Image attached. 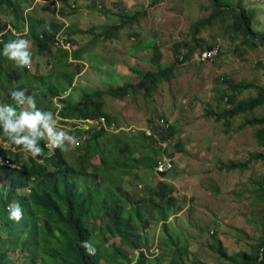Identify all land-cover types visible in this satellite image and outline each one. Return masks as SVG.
<instances>
[{"label": "rangeland", "instance_id": "obj_1", "mask_svg": "<svg viewBox=\"0 0 264 264\" xmlns=\"http://www.w3.org/2000/svg\"><path fill=\"white\" fill-rule=\"evenodd\" d=\"M10 2L11 6L16 5L18 15L11 6H4L0 11V26L8 31L3 44L12 35L7 27L11 25L16 37L18 34L31 42L33 52L31 68H17L23 74L18 83L37 87L43 93L46 83L56 82L59 68L60 72L64 71L55 65L59 58L58 46L52 44L43 51L38 48L35 34L45 30V24L50 25L54 36L67 34L72 39V43L63 42L66 49H83L81 61L73 60L68 67V71L75 72L71 86L50 101L52 108L48 111L55 113L58 120L62 99L74 104L85 98V92L105 91L111 85L126 82L136 83L138 78L132 68L172 67L169 79L159 82L149 94L145 90H129L122 97L102 95V108L110 117V121L104 118L105 126L100 125L106 130L104 137L111 132L119 133L122 141L132 144L128 137L133 136L144 143L140 152L132 154L133 158L146 154L156 163L166 156L173 163L166 177L161 178L153 168L140 165L129 175L116 179L120 186V191H116L120 204L124 210L137 205L143 220L144 227L139 224L140 244L144 245L141 263L168 264L169 256L163 242L170 243V237L175 239L173 245H177L186 264H228V260L219 255L217 240L219 249L227 256L243 251L256 257L264 231V194L260 189L264 182V162L251 155L263 151V147L255 137L257 125L245 121L263 115L264 110L259 106L234 117L222 112L231 107L227 99L232 93L236 101L248 99L257 94V87L264 85V45L259 42L264 34V0H220L227 11L196 32L193 24L212 12L210 0ZM238 2L249 13L256 37L253 40L246 41L230 28L235 10L239 8ZM137 12L140 14L133 25H127L128 19L122 20L120 16ZM30 22L34 35L28 30ZM57 25L62 27L58 29ZM215 44L221 49L215 61L201 63L196 59L199 51ZM68 61H72L70 57ZM13 66L11 61L0 57L3 74L8 75ZM2 73L0 104L16 107L9 88L5 87H9L5 80L8 77ZM240 82L250 83L252 87L233 91L231 86ZM39 97H43L41 93ZM85 119H74L75 125L99 128L97 118ZM72 123H59L58 128L74 133ZM76 138L79 146L64 153L69 166L82 151V141ZM0 142L5 153L9 148L19 149L3 136ZM112 156L115 154L110 158ZM231 162L247 164L228 168L226 164ZM100 165L99 156L94 155L86 169L91 172ZM5 172L6 169L1 168L0 177ZM160 179L169 183L170 195L175 200L174 210L166 220V230L164 221H157V211L161 207L156 205L158 200L154 198ZM2 184L1 179L0 188ZM19 192L23 194L25 190ZM0 237L6 245L7 230L2 226ZM110 241L117 242L126 257L131 258V264L141 256L139 249L129 250L120 245L117 238L108 237L107 243ZM34 253L31 256L27 248H17L9 249L6 256L18 264H43L42 258ZM121 264L126 263L121 261Z\"/></svg>", "mask_w": 264, "mask_h": 264}, {"label": "trees", "instance_id": "obj_2", "mask_svg": "<svg viewBox=\"0 0 264 264\" xmlns=\"http://www.w3.org/2000/svg\"><path fill=\"white\" fill-rule=\"evenodd\" d=\"M210 1L213 7L210 17L194 23V32L205 23H209L214 17L227 11L226 6L222 5L220 0ZM11 5L13 4L10 0H0V11L4 10V6ZM11 7L15 8L16 5ZM238 7L230 28L234 32L240 33L246 41L253 40L256 37H254V31L250 26L249 13L241 7L240 2H238ZM15 13L18 15L16 8ZM139 14L140 12L131 15L121 14L120 16L122 20L128 19L126 23L131 25ZM28 26L29 33L34 35L32 22ZM61 27V25H57L58 29ZM2 28L0 26V32L3 30ZM52 31L42 30L40 34H35L40 51L46 50L54 44L56 35L54 36ZM4 35L0 41V53L4 46ZM15 38L16 34L12 33L9 40ZM61 39L64 43H72V39L67 34H62ZM259 42L264 45V34L259 38ZM82 50L76 48L69 50L58 46L59 58L55 65H59L64 71L60 72L59 68L56 82L46 83L43 93L37 87L18 83L21 82L23 74L14 66L11 67L9 76L3 74L2 67H0V72L9 78L5 79L9 87L8 85L5 87L9 88V93L13 89L21 88H26L30 95L37 92V107L48 111L52 106L50 101L71 86L75 72L68 71V67L72 65L73 60L81 59ZM69 57L72 61H68ZM131 70L138 78L136 83L126 82L122 85H111L105 91L85 92V98L74 104H69L65 99L61 100L63 105L58 109L59 123L65 125L73 122L74 133L72 132L71 135L82 141V151L76 155L73 165L69 166L64 153L59 149H56L54 154H49L48 149L45 148V155L34 159L21 149L14 151L9 148L5 153L0 144V155L17 164L16 168H7L4 176L0 177V180H3L0 188V226L7 230L8 235L6 245L0 237V264H16V260L9 259L6 252L9 249L17 248H27L31 256L37 252L42 258L43 264H99L100 261H103V264H121V261L131 264V258L126 257L117 242L107 243L108 237L117 238L119 244L128 247L129 250L139 249L141 256L136 258L134 264H142L143 250L141 247L144 245L140 244L142 237L139 229L140 225L141 228L144 227L143 220L137 205H134L131 210H124L120 204V197L116 193V191H120V186L116 183V179L119 176L132 173L135 166L146 165L147 168H153L154 159L146 154L132 157L134 152H140L144 148L142 140L138 139V141L133 136L128 137L132 140L131 144L129 141H122L120 134L113 132L108 137L106 135L104 137L103 134L106 131L104 127L86 129L75 125L77 121L74 120L94 119L103 116L110 121V117L102 108L103 94L110 97H122L127 95L129 90H145L149 94L159 82L168 80L173 71L172 67L162 65H159L156 70L137 68ZM11 77L14 79L13 81L10 79ZM247 87H252V85L240 82L231 86L233 91ZM40 93L43 97H39ZM46 99H48L47 103H45ZM227 100L231 107L222 112L227 117H234L242 112H251L259 106L264 110V85L257 87V94L253 97L236 101V96L232 93ZM11 102L13 101L11 100ZM16 108L20 109L17 105ZM72 119L74 121H71ZM245 123L257 125L255 137L259 145L263 147V151L251 155V158L264 162V113L259 117L248 119ZM143 135L144 133H142ZM1 136H3L2 130H0ZM104 138L105 141H102ZM146 138L149 139L147 136ZM5 141L7 140L5 139ZM44 144L45 142L41 141V147H44ZM155 152L153 150L154 155ZM113 154L115 156L110 158V155ZM119 154L121 155L119 156ZM94 155L99 156L101 165L90 172L87 171L86 164ZM246 164L247 162L242 164L231 162L226 166L234 168ZM166 175L167 171L160 173L159 176L162 178ZM26 186H29L27 194L22 195L17 192L18 189ZM260 189L264 194V182ZM170 190L169 183L160 179L154 192V198L158 200L156 205L161 207L157 211V221L163 220L164 228L175 205ZM16 203L20 204L23 209V219L18 223L9 219L7 211L9 205ZM84 240L93 243L96 248L94 256L87 255L81 247V242ZM175 242V239L171 237L170 243L163 242V247L169 256L168 264H186L177 245H173ZM216 242L219 255L228 260V264H248L247 259L251 264H264V259H261V256L264 255V251H262L264 250V231L256 257L246 255L243 251L227 256L219 249V241Z\"/></svg>", "mask_w": 264, "mask_h": 264}, {"label": "clouds", "instance_id": "obj_3", "mask_svg": "<svg viewBox=\"0 0 264 264\" xmlns=\"http://www.w3.org/2000/svg\"><path fill=\"white\" fill-rule=\"evenodd\" d=\"M44 27L45 30L51 32L50 25L45 24ZM61 35L57 34V40L61 39ZM0 55L11 61L16 68L27 69L32 66L31 42L20 35L4 43ZM9 95L20 108L17 111V108L11 104H0V130L11 145L21 149L34 159L44 156L45 148L48 149L49 154H54L56 149L67 153L79 146V141L74 135H71L67 130L58 128L59 120L55 113L43 111L37 107L35 93L30 95L26 88H21L11 90ZM41 141L45 142L44 147H41ZM0 167L16 168L17 164L0 155ZM21 189L25 190L23 194L29 192V186ZM19 190L17 192L22 194ZM7 211L10 220L18 223L23 219V209L20 204L9 205ZM81 247L89 256L96 254V248L88 240L82 241ZM261 259H264V255L261 256Z\"/></svg>", "mask_w": 264, "mask_h": 264}, {"label": "built area", "instance_id": "obj_4", "mask_svg": "<svg viewBox=\"0 0 264 264\" xmlns=\"http://www.w3.org/2000/svg\"><path fill=\"white\" fill-rule=\"evenodd\" d=\"M43 1L47 3L58 4L59 0H43ZM7 27L11 30L12 33H15V30L11 27V25H7ZM6 32L8 31L5 29L0 32V41L2 40V35L5 34ZM54 44L56 46H62L63 48H65V46L63 45L64 43L62 42V39L57 40V36L55 37ZM220 51H221L220 45L215 44V45H212L210 47L204 48L203 50L199 51V53L196 56V59L201 63H205V62L211 63L219 57ZM85 120L90 121L89 119H85ZM96 121L99 123V127H101L100 126L101 124L105 126L103 116H100L99 118H97ZM172 166H173L172 160L166 156H162L154 164L153 170L156 174L160 175V173L162 172L171 170Z\"/></svg>", "mask_w": 264, "mask_h": 264}, {"label": "crops", "instance_id": "obj_5", "mask_svg": "<svg viewBox=\"0 0 264 264\" xmlns=\"http://www.w3.org/2000/svg\"><path fill=\"white\" fill-rule=\"evenodd\" d=\"M133 25V24H132ZM15 34H16V31H15ZM18 35V34H17ZM74 61H78V60H74ZM79 61H81V60H79Z\"/></svg>", "mask_w": 264, "mask_h": 264}]
</instances>
